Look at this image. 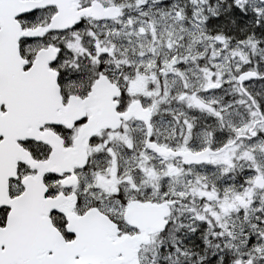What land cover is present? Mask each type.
<instances>
[{"label":"snow or ice","instance_id":"1","mask_svg":"<svg viewBox=\"0 0 264 264\" xmlns=\"http://www.w3.org/2000/svg\"><path fill=\"white\" fill-rule=\"evenodd\" d=\"M0 264H264V0H0Z\"/></svg>","mask_w":264,"mask_h":264}]
</instances>
